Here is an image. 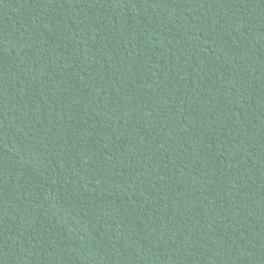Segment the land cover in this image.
Here are the masks:
<instances>
[{"label":"trees","instance_id":"16d2710c","mask_svg":"<svg viewBox=\"0 0 264 264\" xmlns=\"http://www.w3.org/2000/svg\"><path fill=\"white\" fill-rule=\"evenodd\" d=\"M0 264H264V0H0Z\"/></svg>","mask_w":264,"mask_h":264}]
</instances>
